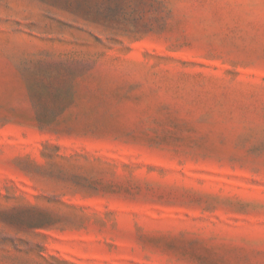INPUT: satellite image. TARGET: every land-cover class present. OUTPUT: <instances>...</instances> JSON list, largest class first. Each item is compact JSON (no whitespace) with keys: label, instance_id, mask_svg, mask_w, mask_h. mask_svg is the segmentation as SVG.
Returning <instances> with one entry per match:
<instances>
[{"label":"rangeland","instance_id":"374dc122","mask_svg":"<svg viewBox=\"0 0 264 264\" xmlns=\"http://www.w3.org/2000/svg\"><path fill=\"white\" fill-rule=\"evenodd\" d=\"M0 264H264V0H0Z\"/></svg>","mask_w":264,"mask_h":264}]
</instances>
